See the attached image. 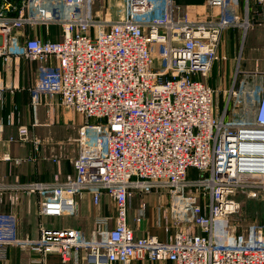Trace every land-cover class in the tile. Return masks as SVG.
Segmentation results:
<instances>
[{"label":"built area","instance_id":"1","mask_svg":"<svg viewBox=\"0 0 264 264\" xmlns=\"http://www.w3.org/2000/svg\"><path fill=\"white\" fill-rule=\"evenodd\" d=\"M53 1L57 8L48 7ZM210 2L221 8L214 22L193 20L174 0H125V18L115 21L93 17V0H1L0 57H9L13 34L26 26L61 27L60 40L24 35L19 54L42 64L30 89L33 105L57 94L85 122L75 174L0 188L40 194V214L50 216L76 212L84 193L95 206L107 194L116 214L98 215L91 238L76 228L42 227L38 239L17 237L14 216L0 214V261L8 247L20 246L43 256L57 252L65 264H264L262 229L247 238L227 233L228 218L240 208L232 195L251 188L264 198V71L238 69L232 111L228 100L214 115L215 88L202 78L222 57L221 31L239 25L241 12L239 0ZM255 2L253 24L264 25V0ZM249 20L248 10L246 27ZM18 133L32 139L25 125ZM190 169L199 176L190 179ZM167 188L177 231L167 240L136 237L130 199Z\"/></svg>","mask_w":264,"mask_h":264},{"label":"crops","instance_id":"2","mask_svg":"<svg viewBox=\"0 0 264 264\" xmlns=\"http://www.w3.org/2000/svg\"><path fill=\"white\" fill-rule=\"evenodd\" d=\"M210 1L176 0L175 3L182 6L184 12L189 13L193 20L206 22L200 19H214L219 16V7L211 5ZM253 6L254 0H240V12L247 13L249 10L251 19L258 17ZM48 7L57 8L58 5L53 1ZM60 9L62 10V7ZM256 27L253 29L261 27V71H264V25ZM26 34L53 40L62 37V29L57 25H52L49 29L42 25L35 28L26 26L13 34L12 53L9 57H0V120L3 122L0 126V186L13 185L18 181H52L55 175L63 180L67 175L75 174L74 162L79 152L78 142H74V126L81 125L80 118L75 116V121L67 119V108L60 104V98L55 94L45 97L38 106L33 105L30 89L38 78L42 64L19 54L24 49ZM250 37L248 35L245 38L243 45L248 41L249 46L252 42ZM241 55L242 60L239 59L238 66L236 65L229 75V79L232 78L230 86L237 70L244 71L243 52ZM11 115L14 123L8 124L7 119ZM23 124L30 129L32 139L29 141L18 138L19 126ZM170 197L167 190L159 189L148 194H135L131 198L128 224L136 237L154 235L161 240H167L175 232L171 223L172 217H169L172 212H165L163 206V203L170 201ZM40 200L38 193L0 188V214L14 216L13 224L17 237L38 239L41 236V228L47 226L76 228L83 230L86 237L91 238L92 231L96 229L98 215L114 218L116 214L115 204L107 194H103L100 204L95 206L90 193H84L79 199L77 211L61 216L40 214ZM141 211L144 215L138 220ZM113 223L112 220L111 225ZM86 253V250L80 252L82 262L86 261ZM40 260L43 264H65L57 252H49L43 256L34 248L20 246L8 247L6 258L1 260L0 264H38ZM128 264L174 263L165 260L135 259Z\"/></svg>","mask_w":264,"mask_h":264},{"label":"rangeland","instance_id":"3","mask_svg":"<svg viewBox=\"0 0 264 264\" xmlns=\"http://www.w3.org/2000/svg\"><path fill=\"white\" fill-rule=\"evenodd\" d=\"M239 3H240V0H239ZM253 7L255 9L257 7L255 0H254ZM125 10H126L125 0H93V4L91 8L93 17L102 18L105 21H115V20H120L121 18L122 19L125 18ZM218 10H219V16L215 17L214 19L207 18V20H204V19H200V20L206 21V22L216 21L217 18L218 19L220 18L221 8L219 7ZM246 15H247L246 12L241 13V16H240L241 21L239 25H229L221 31L220 44H219L218 51H219L220 56L226 57V58L224 59L221 57L220 61L217 62L216 66L212 68L210 73L206 75L204 78H202L204 82H207L208 84H210L211 86L215 88L213 104H214V115L216 117L218 116L220 117V114L223 111V109L226 107L228 100H229V112L232 111L234 107V96L230 97V92L236 85L232 83V85L230 86L229 82L231 81L232 78L229 79V75L231 71L234 70L238 62H240L239 59L242 60L241 52H243V66H244V67L242 66L243 67L242 70L244 71H257L258 70L259 72L261 71V27H259L260 29H253L256 27V25L253 24V20L250 17H249L250 19L249 21L251 22V24H248V26L246 27L245 26ZM247 30H248V33H246ZM246 35L251 36L250 39L252 40V42L249 43V46H247L248 41L244 43L243 45V42L246 41L245 39L247 37ZM60 39L61 38H57L53 40H60ZM159 50H160V47H159ZM234 79H233V82H234ZM55 95L59 97V95L57 94ZM63 107L67 108V111H68L67 119L71 118V120L73 119L75 121L76 119L74 117L76 116L80 118L81 125L83 122H85V116L80 114L78 111L68 108L66 106H63ZM23 125L27 126L26 124H23ZM81 125H79V127L74 126V135H75L74 142L75 143L79 142L78 141L79 140V130H80ZM78 149H79V143H78ZM198 176L199 174L197 170L195 169L189 170L188 177L190 179H195ZM154 190H159V189H154ZM154 190H152V192ZM166 190L169 192L171 197H170V201L168 200L166 201V203H163V206H165V208L164 207L163 208L165 212L167 210L169 212H173L171 211L172 192L170 191V188L169 189L167 188ZM24 191L29 193L27 190H24ZM253 192L254 190L251 188H244V189L238 190L236 195H232V197H235L236 199L239 200L240 208L236 213L232 214L228 218L227 233L229 235L247 238L250 235V231L254 227H256L257 229H262L264 232V198L261 197L260 195L259 196L252 195ZM256 192H258V194L259 193L262 194L260 190H256ZM139 193L140 192L137 191L136 193H134V195L139 194ZM172 215L173 213L169 217L171 218ZM45 227L46 228H59V227H47V226ZM170 228H168V230ZM174 228H175V231H177V227H174ZM82 232L84 231L82 230Z\"/></svg>","mask_w":264,"mask_h":264},{"label":"water","instance_id":"4","mask_svg":"<svg viewBox=\"0 0 264 264\" xmlns=\"http://www.w3.org/2000/svg\"><path fill=\"white\" fill-rule=\"evenodd\" d=\"M0 4H1V0H0Z\"/></svg>","mask_w":264,"mask_h":264}]
</instances>
